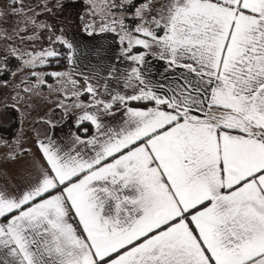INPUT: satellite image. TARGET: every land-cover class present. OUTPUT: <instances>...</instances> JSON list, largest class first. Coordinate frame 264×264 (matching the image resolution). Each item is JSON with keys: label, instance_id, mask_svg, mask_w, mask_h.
Returning <instances> with one entry per match:
<instances>
[{"label": "snow or ice", "instance_id": "snow-or-ice-1", "mask_svg": "<svg viewBox=\"0 0 264 264\" xmlns=\"http://www.w3.org/2000/svg\"><path fill=\"white\" fill-rule=\"evenodd\" d=\"M4 89L0 264H264V0H0Z\"/></svg>", "mask_w": 264, "mask_h": 264}, {"label": "rangeland", "instance_id": "rangeland-1", "mask_svg": "<svg viewBox=\"0 0 264 264\" xmlns=\"http://www.w3.org/2000/svg\"><path fill=\"white\" fill-rule=\"evenodd\" d=\"M77 13L84 14L85 13V6L84 5H77L75 9L72 10V20L73 23L68 28L69 35H74L76 39L79 37H83L84 34L79 31L80 22L77 21L75 18L77 16ZM85 37V36H84ZM66 67L50 70V69H43L46 72H54V71H64ZM7 79V77H6ZM50 84L54 83V80L48 81ZM82 83V81H81ZM10 89H4L3 91H0V122L2 124H8L12 120V115L7 111L8 107H15L18 109L21 115V126H20V132L23 131L26 134L25 138L28 137H34L35 136V128L41 127L39 124L34 123V119H38L40 116H43L45 112L47 111L48 107H51V105H45L42 106L36 110L28 109L24 105H14L13 100L10 96ZM47 94V89L44 90ZM52 99L55 100L56 96L53 95ZM83 99L87 100V97H83ZM60 114L59 110L56 111L55 115L58 117Z\"/></svg>", "mask_w": 264, "mask_h": 264}, {"label": "trees", "instance_id": "trees-1", "mask_svg": "<svg viewBox=\"0 0 264 264\" xmlns=\"http://www.w3.org/2000/svg\"><path fill=\"white\" fill-rule=\"evenodd\" d=\"M63 67H66V64L64 61H61L59 66L54 65L52 67H48L47 69L55 70ZM49 81H52V79L49 78ZM6 110L9 111V113L12 115V120L8 124H2L0 122V136H2L3 138H12L16 135L20 128L21 115L18 109H16L15 107H8V109Z\"/></svg>", "mask_w": 264, "mask_h": 264}, {"label": "crops", "instance_id": "crops-1", "mask_svg": "<svg viewBox=\"0 0 264 264\" xmlns=\"http://www.w3.org/2000/svg\"><path fill=\"white\" fill-rule=\"evenodd\" d=\"M78 39L80 40H84L85 42H87V39L83 36V37H79ZM107 39L111 40V37H108ZM21 126V125H20ZM59 131V130H58ZM20 133V128L18 130V132L16 133V135L12 138H3L2 136H0V140H8V141H13L15 139V137ZM33 136L32 137H28L25 138L26 142H25V146L26 147H32L33 152L36 151V148L34 146V142H33ZM9 151V149L7 148H0V157H3L5 153H7ZM25 160L28 159L27 157L24 158ZM22 163V162H21ZM19 165H5V167L9 170L18 167Z\"/></svg>", "mask_w": 264, "mask_h": 264}]
</instances>
